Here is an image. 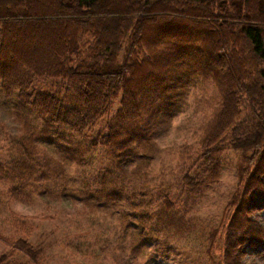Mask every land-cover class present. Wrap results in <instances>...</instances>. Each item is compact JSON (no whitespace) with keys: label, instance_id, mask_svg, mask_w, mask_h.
<instances>
[{"label":"trees","instance_id":"1","mask_svg":"<svg viewBox=\"0 0 264 264\" xmlns=\"http://www.w3.org/2000/svg\"><path fill=\"white\" fill-rule=\"evenodd\" d=\"M47 42L59 46L42 55ZM181 83L188 94L214 88L208 130L182 145L175 167L154 171L157 106ZM1 97L19 124L0 144L10 199L115 209L122 237L104 251L113 264H152L153 251L182 241L192 243L182 264L196 242L238 264L247 243L264 246V227L237 222L264 197V0H0ZM98 148L109 153L102 169ZM230 154L236 182L221 219L193 215ZM7 222L15 236L0 233V264H49L29 240L32 219L12 210Z\"/></svg>","mask_w":264,"mask_h":264},{"label":"rangeland","instance_id":"2","mask_svg":"<svg viewBox=\"0 0 264 264\" xmlns=\"http://www.w3.org/2000/svg\"><path fill=\"white\" fill-rule=\"evenodd\" d=\"M207 20L209 21L210 18ZM217 32L221 33L222 31L217 29ZM37 43L39 42L24 40L25 47H34ZM58 46L59 43L52 45L47 42V49H41V53L42 55L49 52L52 54ZM14 48L21 49L17 43ZM207 88L210 89L203 91L198 88L195 92L191 91L188 94L181 83L179 87L170 88L167 94H163L166 96L165 102L157 106L159 109H165L163 113L158 114L160 131L150 144L154 152L151 162L154 171H162L165 166L175 167L179 157L178 150L182 145L186 143L195 145L199 138L207 132L208 121L211 119L213 111L211 97L214 94V88L211 86ZM2 100L1 97L0 144L3 146L10 142L9 139L14 134L19 133V124L13 121ZM182 102L183 104L180 106ZM102 129L104 130V128ZM80 143L84 144L85 142ZM93 153L97 155L95 164L97 169L106 167L104 156L107 155L108 158L109 153L101 148ZM48 155H53L51 149L48 150ZM2 156L4 157V154ZM235 164L234 155L230 154L224 158L220 181L206 187L197 195L198 203L192 210L193 215L213 220L221 219L220 214L235 186ZM86 169L90 172L89 166ZM5 184L6 182L0 178V233L15 236L7 222V218L13 210L32 219L33 229L28 235L29 240L37 247L45 249L49 264H113L106 258L104 251L107 250L113 254L122 237V223L118 221L117 214L113 212L115 209L91 210L78 199L71 197L59 200L58 203H51L46 194L35 195L32 203L27 204L11 200ZM249 205L251 208L249 217L239 215L237 219L239 226H242L241 231L251 220L264 227V197H253ZM84 245L93 250L91 256L85 255ZM203 246H207V244L201 245L196 242L191 252L190 264H219V254L217 252L209 254L207 249L201 248ZM191 248L192 243H185V241L175 248L164 246L156 252L153 251L152 264H182ZM8 251L7 245L0 241V255ZM181 251L186 253L185 256L178 255ZM234 253L233 250L232 256ZM234 258L238 259V264H264V246L262 242L252 240L250 244L247 243L241 248Z\"/></svg>","mask_w":264,"mask_h":264}]
</instances>
